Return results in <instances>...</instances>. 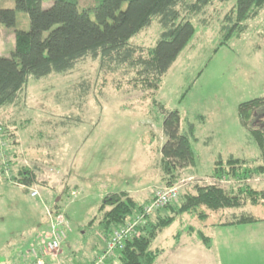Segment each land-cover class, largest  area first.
I'll list each match as a JSON object with an SVG mask.
<instances>
[{"label": "rangeland", "instance_id": "rangeland-1", "mask_svg": "<svg viewBox=\"0 0 264 264\" xmlns=\"http://www.w3.org/2000/svg\"><path fill=\"white\" fill-rule=\"evenodd\" d=\"M79 1L87 6L93 0ZM52 4L45 2L44 8ZM15 6V0H0L1 8ZM235 6L236 0L214 2L204 15L193 19L194 38L156 92L133 88L130 72L105 74L99 61L86 59L68 74L31 77L16 105L0 110L4 144L0 148V264H30L29 253L44 244L50 230L48 213L56 204L69 224L61 263L92 264L104 243L106 247L98 223L107 196L144 189L149 183L152 197L158 188L180 187L181 200L188 187L212 173L220 156L225 160L231 155L248 160L260 157L257 143L240 121L239 105L264 98V10L246 23L243 34L224 43L221 29ZM29 29V15L24 12H18L14 29L0 23V56L11 57L15 31ZM162 32L156 19L131 44L149 50ZM170 111L179 112L181 130L187 132V122L196 125L198 140H192L195 169H180L181 178L166 186L160 182L159 164L165 142L163 123ZM260 116L258 125L264 123V108ZM25 168L37 175L31 187L39 191L37 198L15 179ZM228 181L235 188L244 183L264 191L263 176L241 183L232 177ZM137 201L142 200L137 197ZM244 210L264 222V202L249 203ZM168 211L163 214L172 216ZM229 214L228 210L213 213L206 220L183 215L181 219L189 218L187 223L172 224L154 241L152 250L160 251L155 264H192L187 262L196 252L199 264H246L245 249L225 246L227 233L234 228L204 230L208 218L217 225ZM200 230L211 238L210 246L199 238ZM181 251L190 252L183 259Z\"/></svg>", "mask_w": 264, "mask_h": 264}, {"label": "trees", "instance_id": "trees-1", "mask_svg": "<svg viewBox=\"0 0 264 264\" xmlns=\"http://www.w3.org/2000/svg\"><path fill=\"white\" fill-rule=\"evenodd\" d=\"M48 1L53 4L46 9L44 3ZM229 1L232 0H93L84 6L79 0H15L14 9H0V23L14 29L18 12H24L29 15L30 29L16 30L15 50L11 57L0 56V110L16 105L31 77L41 80L53 74H68L86 59L99 61L100 70L105 74L130 72L134 74L129 81L133 88L156 92L164 76L194 38L193 19L204 15L214 2ZM262 10L264 0H236L235 8L225 16L221 29L224 43L243 34L248 28L246 23L258 17ZM156 19L163 28L156 46L149 50L132 46L131 40L149 29ZM263 108L264 98L239 105L240 121L257 143L260 157L248 160L231 155L225 160L220 156L208 177L192 184L181 200L165 207L173 216L159 215L161 209L137 227L136 234L119 253L120 264H155L160 251L152 250L154 241L160 232L175 223L177 217L186 214L206 220L213 213L228 210L231 214L219 225L258 222L244 209L249 203L255 206L263 203L264 191L241 182L257 175L264 177V123L257 124ZM187 128V132L181 130L178 111L166 114L160 162L166 186L181 178L180 169L196 165L192 147V140H198L196 125L187 122ZM230 177L243 186H231ZM17 178L27 188L38 180L35 172L27 168L22 169ZM58 205L52 211L55 216L62 214L56 210ZM146 205L125 192L107 196L99 209L98 228L102 239L108 240L116 229L135 218ZM97 220L95 218L90 226ZM198 236L205 245H211V239L203 231L198 232Z\"/></svg>", "mask_w": 264, "mask_h": 264}, {"label": "built area", "instance_id": "built-area-1", "mask_svg": "<svg viewBox=\"0 0 264 264\" xmlns=\"http://www.w3.org/2000/svg\"><path fill=\"white\" fill-rule=\"evenodd\" d=\"M4 144L0 142V148ZM25 187V186H23ZM31 194V197L40 196L38 190L25 187ZM180 200V187L158 188L153 192V198L149 204L144 206L143 210L133 219L119 229H116L111 237L106 240L104 251L97 256L92 264H118L119 253L125 247L128 240H131L136 234L137 227L143 225L148 217L154 215L158 210L176 203ZM50 218V230L46 234L44 244L39 249H31L32 260L30 264H62V243L67 238V229L69 224L63 214L54 215L52 211L48 213Z\"/></svg>", "mask_w": 264, "mask_h": 264}, {"label": "crops", "instance_id": "crops-1", "mask_svg": "<svg viewBox=\"0 0 264 264\" xmlns=\"http://www.w3.org/2000/svg\"><path fill=\"white\" fill-rule=\"evenodd\" d=\"M0 9H6V8H1L0 7ZM185 126H187V123H186ZM182 131H184V129ZM161 158H162V156H161ZM159 168H160L159 169L160 182H162L161 184L166 185V183L163 181V173L161 171V165L159 166ZM193 169H195V167L194 168L193 167L189 168V170H191V171ZM191 175L193 176L192 172H191ZM205 177H208V176H205ZM151 188L152 187L148 183V186L145 187L144 189L140 188L138 190L127 191L125 193L129 194V196L132 197L133 199H135L136 201H137V197H139L142 200L139 203L141 205H144V204H148L149 202H151L150 200H152V198H153L151 196ZM164 211L166 212L168 210H165V209L161 210L159 215L166 216V215L163 214ZM170 213L172 214V212H170ZM186 215H188V214H186ZM189 216H190L191 219L194 218L193 215H189ZM188 219L187 218H182L181 219V217H177L175 223L178 222V221H182V220L185 221L184 223H187L186 221ZM256 219H258V218H256ZM211 222H212V219L208 218V223H206L207 227H205L204 230L210 229L213 226L226 227V228L228 227V228H234L235 229L234 232H228L227 233V239H226V242H225V246L227 248H231L233 250L245 249L243 252H246V264H264V222H262V220L258 219V222H255V223H252V224H243V225L238 224V225H232V226H230V225L229 226H221L219 224H217V225L216 224H212ZM192 232L194 233L195 230H193ZM204 234H205V232H204ZM207 237L210 238L209 236H207ZM103 242H105V241H103ZM193 247H195V246L192 245V248ZM104 248H105V243H104V247L102 246V248H101L102 249L101 252H103ZM101 252H98L95 255L97 256V255L101 254ZM189 252L190 251H181L182 256H185L183 259H185L189 255ZM198 255L199 254L197 252L194 253L193 256L191 257V259H189L187 263L199 264L197 262L198 261L197 258H195ZM96 256L93 259H95ZM24 262H26V258L24 259Z\"/></svg>", "mask_w": 264, "mask_h": 264}]
</instances>
